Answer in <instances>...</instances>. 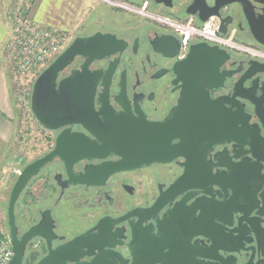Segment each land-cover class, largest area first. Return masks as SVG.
<instances>
[{"label":"flooded vegetation","instance_id":"obj_1","mask_svg":"<svg viewBox=\"0 0 264 264\" xmlns=\"http://www.w3.org/2000/svg\"><path fill=\"white\" fill-rule=\"evenodd\" d=\"M125 1L138 9L122 10L132 20L103 31L124 47L89 65L101 71L98 120L91 128L39 123L53 138L35 159L65 129L91 145L71 165L72 178L58 155L24 189L16 204L21 264H38L83 234L78 259L66 264H132L134 252L140 264H264V72L256 71L264 44L254 33L264 38V0ZM211 17L228 43L196 34L182 52L173 25ZM248 66L256 73L240 87ZM181 175L193 187L149 210ZM5 228L10 240L8 218Z\"/></svg>","mask_w":264,"mask_h":264},{"label":"water","instance_id":"obj_2","mask_svg":"<svg viewBox=\"0 0 264 264\" xmlns=\"http://www.w3.org/2000/svg\"><path fill=\"white\" fill-rule=\"evenodd\" d=\"M156 1H166V3H168V0ZM208 17L209 16L202 17V20L206 21ZM221 31L225 34L227 32L226 27H222ZM254 33L256 38L264 44L263 36L258 32ZM261 33L264 34V31ZM123 47L124 42L117 38L116 34L112 32L96 31L90 35L76 36L72 42L38 74L33 83L30 106L37 121L48 129H57L60 126L74 122H80L85 126L90 127L89 125L92 121L98 120L96 118L97 113L94 107V97L96 83L100 77L101 71L91 70L89 65L95 59H101L105 56L111 55ZM194 47L195 46L192 47L190 53L193 52ZM78 56L85 58L81 68L73 69L69 75L60 78L61 73L71 65ZM256 71L264 72V67H260ZM255 73L256 72L252 70V67L248 66L243 76L239 79L240 87L244 86L243 83L245 80L250 79ZM77 136V134L71 133L69 129L63 130L56 138L54 149L44 156L26 164L17 176L11 188L7 206L10 242L14 251V256L12 257L10 264H21V250L18 248L15 240L17 231L16 204L20 196L29 181L40 172L46 163L58 155L66 160L67 169L72 178L71 165L79 157H84L86 155L80 150L90 144L88 143V139H85L80 135L79 137ZM95 145L96 144H94V146ZM120 168L119 163L114 164V166L112 165V170ZM187 179L188 177L186 175H181L177 178L169 189L164 193H161L149 210H158V208L166 204L169 200V194L177 195L182 193L187 187H193L186 185ZM79 181H86V178H81ZM183 199L184 198H182L181 201ZM175 212L176 211H174V213ZM174 213H172V216ZM164 217L167 218V213ZM166 220L169 219L167 218ZM37 229L38 226L31 229L30 233L36 232ZM27 237L28 235L23 238L22 241H25ZM85 238L86 235L83 234L64 245L51 250L48 256L38 264H66L67 260H77L80 254L76 255L75 252L82 247ZM150 238V228L147 230L145 229L143 239L146 240ZM142 252L143 258L149 256L148 253H144V250ZM139 259L140 257H137L134 252V260L132 264H140L141 261Z\"/></svg>","mask_w":264,"mask_h":264},{"label":"rangeland","instance_id":"obj_3","mask_svg":"<svg viewBox=\"0 0 264 264\" xmlns=\"http://www.w3.org/2000/svg\"><path fill=\"white\" fill-rule=\"evenodd\" d=\"M31 3L28 4L30 5ZM77 5V19L79 20V25L73 32L65 34L62 33L60 53L76 36L91 34L97 30H113L116 29V25L121 22H126V20L129 19L132 20V18H127L128 15H124L122 10L111 7L100 0H78ZM129 13L136 14L131 11H129ZM13 38L14 32L8 45H11ZM7 59L10 62V88L14 106L12 115L14 120L15 135L12 143V149L15 151L13 153V159L9 160V162L5 165V177L3 176L7 183L4 201L6 220L10 191L17 176L19 175L16 173L15 169L19 168L20 171H22L26 164L46 152L47 149L50 148L53 138V134L39 124L33 115L30 106L32 87L37 77L35 75L37 72H41L48 64L43 68L33 69L26 74H19L13 64L12 55H8ZM22 204L23 201L21 197L18 203L17 211L21 210ZM6 231L7 230L5 228V237H7Z\"/></svg>","mask_w":264,"mask_h":264},{"label":"crops","instance_id":"obj_4","mask_svg":"<svg viewBox=\"0 0 264 264\" xmlns=\"http://www.w3.org/2000/svg\"><path fill=\"white\" fill-rule=\"evenodd\" d=\"M78 0H33L28 15L38 26L51 28L59 33H70L79 25ZM26 5L20 0H0V231L4 232L6 180L5 165L13 159L12 143L15 135L13 102L10 88L9 42L13 37L16 16ZM5 177V176H4Z\"/></svg>","mask_w":264,"mask_h":264},{"label":"built area","instance_id":"obj_5","mask_svg":"<svg viewBox=\"0 0 264 264\" xmlns=\"http://www.w3.org/2000/svg\"><path fill=\"white\" fill-rule=\"evenodd\" d=\"M26 5L16 16L14 38L9 45L13 64L19 74H26L36 68H43L59 53L62 43V34L51 28L34 24L28 15L29 4L33 0H20ZM119 10L138 11L135 6L125 0H100ZM182 38V52L188 47L192 36L199 34L203 38L215 43L226 44L229 41L225 35L219 33L215 18L211 17L203 25L196 27L192 24L173 25ZM20 174V169H15ZM13 249L9 239L0 238V264H10Z\"/></svg>","mask_w":264,"mask_h":264},{"label":"trees","instance_id":"obj_6","mask_svg":"<svg viewBox=\"0 0 264 264\" xmlns=\"http://www.w3.org/2000/svg\"><path fill=\"white\" fill-rule=\"evenodd\" d=\"M39 73L40 72H37L35 76H38ZM0 238L5 239L7 237H5L4 233L0 231Z\"/></svg>","mask_w":264,"mask_h":264}]
</instances>
